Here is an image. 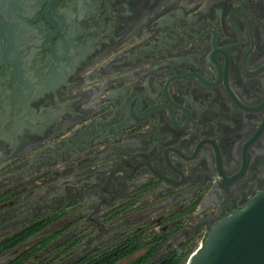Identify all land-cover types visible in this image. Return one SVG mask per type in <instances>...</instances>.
Instances as JSON below:
<instances>
[{
	"label": "flooded vegetation",
	"instance_id": "1",
	"mask_svg": "<svg viewBox=\"0 0 264 264\" xmlns=\"http://www.w3.org/2000/svg\"><path fill=\"white\" fill-rule=\"evenodd\" d=\"M263 190L264 0H0V240L57 216L32 260L74 264L155 221L189 250Z\"/></svg>",
	"mask_w": 264,
	"mask_h": 264
},
{
	"label": "trees",
	"instance_id": "2",
	"mask_svg": "<svg viewBox=\"0 0 264 264\" xmlns=\"http://www.w3.org/2000/svg\"><path fill=\"white\" fill-rule=\"evenodd\" d=\"M57 216L26 226L17 233L7 235L0 240V254L9 250L15 251L5 264H44V260L33 261L32 257L41 250H46L59 232L47 229ZM184 221L174 229L182 227ZM169 235L163 232H147V228L129 227L119 233L114 239L99 245L88 256L74 264H116L133 254L144 250L129 264H183L191 250H185L183 245L162 252ZM37 239V241H32ZM60 250V249H58Z\"/></svg>",
	"mask_w": 264,
	"mask_h": 264
},
{
	"label": "water",
	"instance_id": "3",
	"mask_svg": "<svg viewBox=\"0 0 264 264\" xmlns=\"http://www.w3.org/2000/svg\"><path fill=\"white\" fill-rule=\"evenodd\" d=\"M185 264H264V190L214 221Z\"/></svg>",
	"mask_w": 264,
	"mask_h": 264
},
{
	"label": "rangeland",
	"instance_id": "4",
	"mask_svg": "<svg viewBox=\"0 0 264 264\" xmlns=\"http://www.w3.org/2000/svg\"><path fill=\"white\" fill-rule=\"evenodd\" d=\"M60 223V222H59ZM139 225V223H137L136 224V226H138ZM50 227H52V226H50ZM50 227L48 228V230L50 229ZM54 227L56 228V226L54 225ZM144 228V227H143ZM160 229H161V227L160 226H158V225H156V222L155 221H150V223H149V227L147 228V232L148 233H150V232H158V231H160ZM32 241H37V239H34V240H32ZM202 240L200 239V238H198L197 240H196V243L192 246V244H189V246H192V247H190L191 248V251L201 242ZM104 244V243H103ZM173 245H175V243L174 242H171L170 243V248L171 247H173ZM188 246V247H189ZM144 252V250H141V251H139V252H137V253H135V254H133L131 257H129V258H125V259H123V260H121L119 263H116V264H129L134 258H136L137 256H139L140 254H142ZM14 253V251H11L10 252V254L8 255V256H11L12 254ZM6 259H7V257L6 258H3V260H1V261H6ZM187 260V259H186ZM186 262V261H185ZM185 262L183 263V264H185Z\"/></svg>",
	"mask_w": 264,
	"mask_h": 264
},
{
	"label": "built area",
	"instance_id": "5",
	"mask_svg": "<svg viewBox=\"0 0 264 264\" xmlns=\"http://www.w3.org/2000/svg\"><path fill=\"white\" fill-rule=\"evenodd\" d=\"M201 244H202V241L190 252V254L197 251L201 247Z\"/></svg>",
	"mask_w": 264,
	"mask_h": 264
}]
</instances>
